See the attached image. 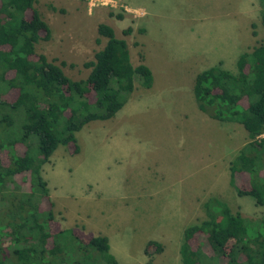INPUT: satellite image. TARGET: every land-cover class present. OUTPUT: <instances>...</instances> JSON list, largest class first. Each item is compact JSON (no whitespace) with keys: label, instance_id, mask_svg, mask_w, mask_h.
I'll use <instances>...</instances> for the list:
<instances>
[{"label":"rangeland","instance_id":"obj_1","mask_svg":"<svg viewBox=\"0 0 264 264\" xmlns=\"http://www.w3.org/2000/svg\"><path fill=\"white\" fill-rule=\"evenodd\" d=\"M89 1L35 0L51 29L36 51L64 61L72 79H84L90 69L83 63L107 40L97 32L104 23L126 41L134 66L150 68L153 81L146 88L136 76L113 117L76 132L78 153L59 144L42 166L55 220L64 230L107 236L119 264H183V231L207 217L211 197L246 219L257 220L264 211L251 196L237 195L227 182L229 166L224 171L218 161L233 158L245 129L210 117L194 94L197 73L212 66L236 73L239 55L264 42L260 0ZM148 240L162 251L147 256Z\"/></svg>","mask_w":264,"mask_h":264},{"label":"trees","instance_id":"obj_2","mask_svg":"<svg viewBox=\"0 0 264 264\" xmlns=\"http://www.w3.org/2000/svg\"><path fill=\"white\" fill-rule=\"evenodd\" d=\"M34 3L0 0V264H119L107 236L60 227L41 169L59 144L78 153L76 132L113 117L134 90L136 76L148 88L152 71L134 66L126 41L100 23L97 32L107 40L83 63L88 75L72 79L62 69L64 61L57 64L36 51L51 29ZM236 67V73L220 66L200 71L194 94L210 117L246 130L248 141L229 163V183L237 195L264 207V42L242 52ZM205 209L207 217L183 231V264H264V211L257 220L246 219L217 197ZM162 249L148 240L144 253Z\"/></svg>","mask_w":264,"mask_h":264},{"label":"crops","instance_id":"obj_3","mask_svg":"<svg viewBox=\"0 0 264 264\" xmlns=\"http://www.w3.org/2000/svg\"><path fill=\"white\" fill-rule=\"evenodd\" d=\"M132 9V8H131ZM139 18H142V17H139ZM143 22V21H142ZM141 22V23H142ZM144 23V22H143ZM144 33H145V28H144ZM143 60H144V58H143ZM142 60V61H143ZM223 61V60H222ZM219 63H221L220 61H219ZM235 124H238V123H236L235 122ZM234 124V126L235 127H233V131H238L239 130V128L238 127H236L237 125H235ZM241 125V124H240ZM85 126V125H84ZM242 126V125H241ZM243 127V126H242ZM81 130V129H80ZM232 130V129H231ZM246 131V130H245ZM241 141L242 142H240V144H236V146L234 147L235 148V150H234V152L231 154V155H233V158H234V156L237 154V152L239 151V149L248 141V136H247V132H246V134L244 133V132H242L241 133ZM206 155H208V153H206ZM228 157H229V159H228ZM230 157L231 156H226L225 158H224V160L222 159V158H219V160L218 161H220V162H223L224 163V171H226V169H225V167L227 168L228 166H229V163H230V161L233 159H230ZM228 161V162H227ZM225 163H227L226 165H225ZM211 164V163H210ZM220 170V169H219ZM219 170H218V172H219ZM228 181L227 182H229V176H228V179H227ZM225 182H226V179H225ZM227 184V183H226ZM205 188H209L208 186H205L204 187V189ZM204 204V203H203ZM66 208V207H65ZM194 212V211H193ZM198 212H199V210H198ZM194 213H197L196 212V210H195V212Z\"/></svg>","mask_w":264,"mask_h":264},{"label":"built area","instance_id":"obj_4","mask_svg":"<svg viewBox=\"0 0 264 264\" xmlns=\"http://www.w3.org/2000/svg\"><path fill=\"white\" fill-rule=\"evenodd\" d=\"M112 2H113L112 0H107V1L100 0L98 4L115 6V4L113 5ZM88 4H89V6H93V5H94L93 0H90ZM123 8H124L127 12H130V10H131V8H128V7H126V6H123Z\"/></svg>","mask_w":264,"mask_h":264}]
</instances>
